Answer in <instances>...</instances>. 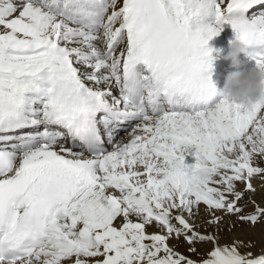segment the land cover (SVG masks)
<instances>
[{"label": "snow or ice", "instance_id": "6c2138e0", "mask_svg": "<svg viewBox=\"0 0 264 264\" xmlns=\"http://www.w3.org/2000/svg\"><path fill=\"white\" fill-rule=\"evenodd\" d=\"M224 25L264 67V0H0V264H264L220 243L264 225V103L214 85Z\"/></svg>", "mask_w": 264, "mask_h": 264}, {"label": "clouds", "instance_id": "9594fccd", "mask_svg": "<svg viewBox=\"0 0 264 264\" xmlns=\"http://www.w3.org/2000/svg\"><path fill=\"white\" fill-rule=\"evenodd\" d=\"M242 54H247V47L239 38H233L226 50H217V57L222 55L230 61L233 69L226 74L223 87L217 90L226 99L251 107L256 103H264V67H246Z\"/></svg>", "mask_w": 264, "mask_h": 264}, {"label": "rangeland", "instance_id": "374dc122", "mask_svg": "<svg viewBox=\"0 0 264 264\" xmlns=\"http://www.w3.org/2000/svg\"><path fill=\"white\" fill-rule=\"evenodd\" d=\"M257 200L260 199L259 195L256 197ZM231 220L235 222V227H232L229 231V221L225 220L221 224V228L223 229L220 233V243H230L234 238H238L244 241H254L255 247L251 249L253 252H258L262 246H264V225L258 224L256 227H251L249 224L241 223L236 220V217H231ZM207 230V229H205ZM198 251L201 255H196L194 253H190L188 251V246L182 243L179 247V251H181L185 255H189L194 259H200L203 255L207 253L208 250L211 249V243H203L199 244ZM204 251V252H203ZM243 251V249H242Z\"/></svg>", "mask_w": 264, "mask_h": 264}, {"label": "bare ground", "instance_id": "6f19581e", "mask_svg": "<svg viewBox=\"0 0 264 264\" xmlns=\"http://www.w3.org/2000/svg\"><path fill=\"white\" fill-rule=\"evenodd\" d=\"M208 19H209V21H211L212 18L209 17ZM226 36H227V25H224L222 31L218 35L212 37L211 40H209L210 48L213 49V53L216 56V63H217V65L220 68L217 71V76H218V79H219V82H218L219 83V89L223 87L224 79H225L226 74L229 71H232L230 69L231 68L230 61L225 60L223 58V56L217 57V50H219V49H225V42H226L225 41V38H226ZM121 135H123V131L121 132ZM191 159L192 158H189V162H191ZM197 223L200 226V230L202 232L209 231V229H207L205 227V225L203 224L202 221H197ZM205 229H207V230H205Z\"/></svg>", "mask_w": 264, "mask_h": 264}]
</instances>
